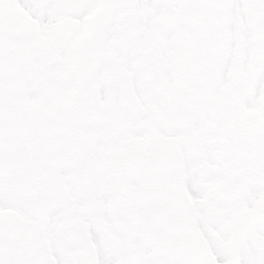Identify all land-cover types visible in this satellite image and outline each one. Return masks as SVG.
Here are the masks:
<instances>
[{
	"label": "snow or ice",
	"instance_id": "obj_1",
	"mask_svg": "<svg viewBox=\"0 0 264 264\" xmlns=\"http://www.w3.org/2000/svg\"><path fill=\"white\" fill-rule=\"evenodd\" d=\"M0 264H264V0H0Z\"/></svg>",
	"mask_w": 264,
	"mask_h": 264
}]
</instances>
